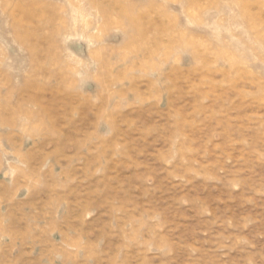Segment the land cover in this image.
Segmentation results:
<instances>
[{
	"label": "rangeland",
	"instance_id": "rangeland-1",
	"mask_svg": "<svg viewBox=\"0 0 264 264\" xmlns=\"http://www.w3.org/2000/svg\"><path fill=\"white\" fill-rule=\"evenodd\" d=\"M0 264H264V0H0Z\"/></svg>",
	"mask_w": 264,
	"mask_h": 264
}]
</instances>
